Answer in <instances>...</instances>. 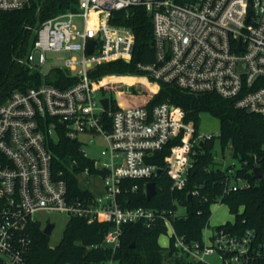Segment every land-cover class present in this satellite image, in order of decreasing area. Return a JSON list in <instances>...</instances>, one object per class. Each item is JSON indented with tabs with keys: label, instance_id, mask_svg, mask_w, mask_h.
<instances>
[{
	"label": "built area",
	"instance_id": "built-area-1",
	"mask_svg": "<svg viewBox=\"0 0 264 264\" xmlns=\"http://www.w3.org/2000/svg\"><path fill=\"white\" fill-rule=\"evenodd\" d=\"M25 4L29 0H0V11L24 9ZM133 7H142L151 18L154 59L137 65L139 77L115 76L119 80L114 88L104 83L109 77L94 80L89 72L117 60L130 62L134 34L109 20L113 12ZM34 36L21 63L38 74L40 84L13 91L0 104V264H28L30 227L40 224L43 229L42 218L50 213L111 224L101 244L88 247L110 250V258L102 264H119L114 255L123 225L156 218L170 232L177 254L189 262L207 264L205 258L215 255L220 264H264V235L258 238L253 230L237 232L225 223H208L199 240L188 243L172 227V220L181 215L177 208L121 209L116 201L122 180L155 176L159 168L152 163L154 155L175 140L179 145L171 148L164 169L172 178L171 192L182 191L199 148L210 137L195 135L192 122L184 121V111L170 102L118 108L119 94L124 99L131 95L133 83L123 84L124 79L162 82L192 94L214 93L233 100L237 109L264 116V0H76L75 11L46 19ZM90 39L94 45L88 54ZM48 52L71 55L62 66L44 72ZM57 70L71 81L68 85L50 83L57 81ZM103 98L109 102L106 111L100 103ZM57 128L77 140L87 158L80 136L92 137L87 145L95 136L103 138L105 147L97 157L103 162L92 159L104 172L102 194L79 200L68 197L65 181L53 173L46 145ZM239 167L232 162L222 168L223 194L248 187V182L235 177Z\"/></svg>",
	"mask_w": 264,
	"mask_h": 264
},
{
	"label": "trees",
	"instance_id": "trees-1",
	"mask_svg": "<svg viewBox=\"0 0 264 264\" xmlns=\"http://www.w3.org/2000/svg\"><path fill=\"white\" fill-rule=\"evenodd\" d=\"M182 3L183 0H175ZM76 10V0H29L26 8L15 11H0V104L13 91H25L40 84L36 72H31L21 63L28 51L34 30L43 21L64 13ZM112 25H123L130 28L135 43L130 62L117 60L90 70L89 76L94 80L105 79V85L116 88L119 78L115 76L136 75L140 72L138 64L153 62L152 22L142 7H133L115 11L109 20ZM57 81H48L55 86L64 87L71 81L64 72L56 71ZM132 84L131 95L124 99L121 94L117 99L118 108L143 106L151 108L162 102L181 108L185 113V122L197 126L199 114L206 112L219 120L218 140L221 150L230 149V155L240 167L235 177L248 182V187L235 192L223 194L225 172L217 167L213 156V136L203 142L195 157L193 169L188 175L185 188L171 192L172 178L164 169L166 156L171 148L179 145V140L170 142L156 153L152 163L160 173L147 179H125L119 184L120 192L116 197L121 209L138 207L163 211L176 210L173 204L178 202L184 213L172 220L175 234L185 242L199 240L201 230L209 223L210 206L224 203L234 216L233 224L226 222L228 228L237 232L253 230L258 238L264 235V116L245 112L234 106L233 100L223 99L214 93L192 94L180 90L171 84L162 82H143L139 78L124 79V84ZM137 81V82H136ZM136 83V85H135ZM138 85V86H137ZM145 102H143V100ZM106 129L110 126L107 123ZM195 135L196 130H195ZM46 145L52 155V170L55 176L62 178L67 185L68 197L71 200L90 198L91 192L80 185L78 175L84 171L97 175L104 172L94 166L92 159L84 157L80 143L71 140L62 128H57L54 136L46 138ZM258 166L261 176L255 178L253 169ZM154 182L156 194L147 200L145 184ZM197 194L192 196L191 192ZM190 196V198H189ZM239 208H242L239 211ZM111 224L89 221L85 218L72 217L68 220L59 243L51 248L48 237L42 233L41 225L30 227L32 238L28 264H102L110 258L111 252L104 247L88 248L101 244ZM166 233L162 220L156 218L148 223L137 222L122 226L120 247L114 258L119 264H202L192 263L179 256L171 245L158 244V237Z\"/></svg>",
	"mask_w": 264,
	"mask_h": 264
},
{
	"label": "rangeland",
	"instance_id": "rangeland-1",
	"mask_svg": "<svg viewBox=\"0 0 264 264\" xmlns=\"http://www.w3.org/2000/svg\"><path fill=\"white\" fill-rule=\"evenodd\" d=\"M69 55L71 54H68L66 52L46 53V64L42 67V70L44 72H47L48 69L52 66L53 67L62 66L63 60L66 59ZM126 84H130V82L127 81ZM145 100L146 99H144L143 102H145ZM195 130H196L197 135L214 137L212 153L217 163V167L224 168L225 166L230 165L232 162L235 163L236 167H238L237 160L232 158L230 155V149L226 147L223 151L221 150L220 143L217 137L219 134V120L216 117H213L209 113L201 112L199 114V118H198L197 126ZM79 139L82 143L83 152L86 153L90 159H98V161L102 163L103 160L97 157L99 156L100 151L105 147V142L103 138L101 136L93 137V142L91 145H87L86 143L88 142V140L92 139V137L88 135L80 136ZM175 161H176V158L175 160H173L174 164H175ZM78 181L80 185L84 188H87L91 192V194H102L103 193V188L101 185V177L97 175L95 176L93 174H89L84 171L83 173L78 175ZM242 184L243 182H239V185H242ZM176 211L178 214H182L184 212V209L178 206ZM210 213H211V216L209 219L210 225L224 224L227 221L232 222L234 219V216L229 213L228 207L224 203L213 204L210 208ZM42 219L44 222L43 225H45L46 223L45 221L47 220L55 225L47 240L48 246L53 248L59 243L63 235V231L68 222V217L64 214L50 213V214L45 215ZM169 236H170V232L167 230L166 233L161 234L158 237V244L162 247H167L169 243ZM205 261L207 264H220V260L215 255L206 257Z\"/></svg>",
	"mask_w": 264,
	"mask_h": 264
},
{
	"label": "water",
	"instance_id": "water-1",
	"mask_svg": "<svg viewBox=\"0 0 264 264\" xmlns=\"http://www.w3.org/2000/svg\"><path fill=\"white\" fill-rule=\"evenodd\" d=\"M26 7V4L25 6ZM36 36H33L32 40H35ZM93 45H94V40L93 39H90L88 40V43H87V47H86V52L89 54L91 53L92 49H93ZM241 69L243 70V64L241 63ZM100 103L102 104L104 110L106 111L108 109V98H103L100 100ZM161 169H157L156 170V173H155V176L158 175L160 173ZM253 176L255 178H258L261 176V172H260V168L258 166H256L254 169H253ZM156 194V190H155V184L154 182L150 181V182H147L145 184V197L147 200H150L154 195ZM190 198V196H189ZM54 224L53 223H47L45 224L44 228L42 229V233L49 237L53 228H54Z\"/></svg>",
	"mask_w": 264,
	"mask_h": 264
},
{
	"label": "crops",
	"instance_id": "crops-1",
	"mask_svg": "<svg viewBox=\"0 0 264 264\" xmlns=\"http://www.w3.org/2000/svg\"><path fill=\"white\" fill-rule=\"evenodd\" d=\"M228 222V221H227ZM214 225H217V224H214Z\"/></svg>",
	"mask_w": 264,
	"mask_h": 264
},
{
	"label": "bare ground",
	"instance_id": "bare-ground-1",
	"mask_svg": "<svg viewBox=\"0 0 264 264\" xmlns=\"http://www.w3.org/2000/svg\"><path fill=\"white\" fill-rule=\"evenodd\" d=\"M91 18H93V17H91Z\"/></svg>",
	"mask_w": 264,
	"mask_h": 264
}]
</instances>
